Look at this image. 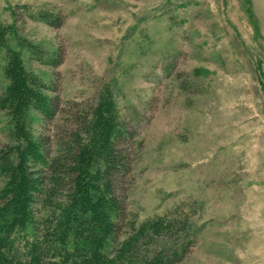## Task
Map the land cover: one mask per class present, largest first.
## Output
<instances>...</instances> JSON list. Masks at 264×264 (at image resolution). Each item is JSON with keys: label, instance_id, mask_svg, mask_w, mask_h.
Here are the masks:
<instances>
[{"label": "rangeland", "instance_id": "374dc122", "mask_svg": "<svg viewBox=\"0 0 264 264\" xmlns=\"http://www.w3.org/2000/svg\"><path fill=\"white\" fill-rule=\"evenodd\" d=\"M0 26L59 126L113 101L133 135L126 221L183 208L198 236L176 264H264V0H0Z\"/></svg>", "mask_w": 264, "mask_h": 264}, {"label": "trees", "instance_id": "16d2710c", "mask_svg": "<svg viewBox=\"0 0 264 264\" xmlns=\"http://www.w3.org/2000/svg\"><path fill=\"white\" fill-rule=\"evenodd\" d=\"M5 31L0 26V48L7 52L0 114L8 133L0 148V264L180 262L198 236L183 208L142 224L126 221L124 176L133 163V135L110 97L69 104V126H59L65 108L56 90L53 97L41 93L44 84L16 50L19 37ZM41 115L47 135L37 138L30 128ZM52 128L61 130L51 134Z\"/></svg>", "mask_w": 264, "mask_h": 264}]
</instances>
